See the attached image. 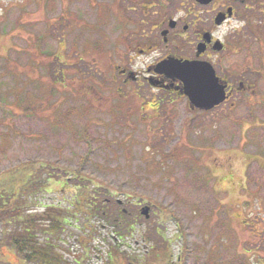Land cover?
<instances>
[{"label":"rangeland","instance_id":"rangeland-1","mask_svg":"<svg viewBox=\"0 0 264 264\" xmlns=\"http://www.w3.org/2000/svg\"><path fill=\"white\" fill-rule=\"evenodd\" d=\"M105 6L107 0H0L4 206L19 204L13 173L42 164L46 189L20 213L48 208L52 217L69 218L50 236L67 264H264V62H221L219 71L237 67L253 87L233 110L198 113L185 98L134 96L133 85L112 75V66L126 62H82L104 59L112 44L116 22L109 27ZM249 21L264 35L262 20ZM92 49L103 56L87 54ZM85 197L106 210L124 202V231L114 233L101 218L88 224L74 208ZM7 228L16 230L15 222ZM0 264L22 263L0 249Z\"/></svg>","mask_w":264,"mask_h":264},{"label":"flooded vegetation","instance_id":"flooded-vegetation-1","mask_svg":"<svg viewBox=\"0 0 264 264\" xmlns=\"http://www.w3.org/2000/svg\"><path fill=\"white\" fill-rule=\"evenodd\" d=\"M114 1L107 0L105 6L109 27L116 29L114 39L110 40L112 44L104 51L105 56L93 49L87 52H96V56L104 59L82 58V62H126L124 69L112 66V75L122 86L133 85L134 96L161 93L179 98H185L175 90L181 89V84L156 73L157 65L161 62L207 63L219 85L225 87L226 95L225 101L211 111L225 106L233 110L237 96L253 93L247 81L241 82L237 67L241 62H264V35L257 32L258 35L255 31L261 28L255 29L249 21L259 18L264 24V0H116L115 4ZM224 27H228L227 32ZM135 62H140L141 70H131ZM221 62H235L237 67L225 74L219 71ZM117 203L120 207L124 205V202ZM124 213L130 215L128 211Z\"/></svg>","mask_w":264,"mask_h":264},{"label":"trees","instance_id":"trees-1","mask_svg":"<svg viewBox=\"0 0 264 264\" xmlns=\"http://www.w3.org/2000/svg\"><path fill=\"white\" fill-rule=\"evenodd\" d=\"M42 168V164H27L21 167V170H18L19 172L25 171L26 173L24 172V174L27 176H20L21 173L16 171L13 173V178L10 177L13 181L15 177V183L17 181L16 184L18 185L16 187L14 183L15 190H13L16 193L15 203L19 204H14V208L4 206L5 203L0 199V224H3L0 230L2 232V234L0 233V249L12 250L14 258L18 259L22 264H67L68 261L58 254L60 252L55 247L57 244L50 236L54 237L56 233L63 232L64 226H67L68 221H70L69 218L67 219L66 216L58 214L52 217L48 213L49 211L46 212L48 208L44 212L37 214V216L31 215L29 210H23L20 213L28 199L35 193L41 192L45 188V182L48 183V179H43L42 173L40 174ZM22 197H24L23 200H21ZM92 200L96 202L94 208L92 206L95 204L87 201L86 197L85 200L80 198V201H77L78 203L74 207L76 212L86 214L85 219L88 224L92 223V219H106L110 222V226L115 229H113L114 233L123 232L124 224H120V219L129 220V215L124 213L115 203L106 210V208H102L103 204L99 200H95L93 197ZM17 206L19 207L15 209ZM70 207L73 208L72 204ZM13 209L16 211L15 216L12 214ZM13 222L16 224V230L10 232L7 226ZM42 236H45L44 239H42ZM46 236L48 237L46 238ZM79 242L83 244L82 240H79ZM82 248L85 251L87 247ZM117 255H120V252Z\"/></svg>","mask_w":264,"mask_h":264},{"label":"water","instance_id":"water-1","mask_svg":"<svg viewBox=\"0 0 264 264\" xmlns=\"http://www.w3.org/2000/svg\"><path fill=\"white\" fill-rule=\"evenodd\" d=\"M155 71L168 79L179 81L182 88L175 90L186 97L190 110L210 111L226 99L225 87L219 85L212 67L207 63L161 62ZM148 212V207L141 209L146 219L149 217Z\"/></svg>","mask_w":264,"mask_h":264}]
</instances>
